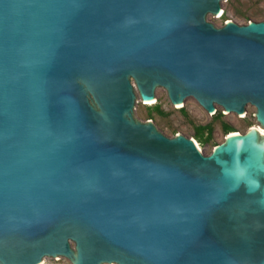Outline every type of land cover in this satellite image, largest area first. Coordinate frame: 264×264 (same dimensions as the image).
I'll return each instance as SVG.
<instances>
[{"label":"water","instance_id":"water-1","mask_svg":"<svg viewBox=\"0 0 264 264\" xmlns=\"http://www.w3.org/2000/svg\"><path fill=\"white\" fill-rule=\"evenodd\" d=\"M221 1L0 0V264H264V21ZM188 105L251 126L148 119Z\"/></svg>","mask_w":264,"mask_h":264},{"label":"rangeland","instance_id":"rangeland-1","mask_svg":"<svg viewBox=\"0 0 264 264\" xmlns=\"http://www.w3.org/2000/svg\"><path fill=\"white\" fill-rule=\"evenodd\" d=\"M222 14L213 15L208 13L206 20L219 27L226 20H232L237 24H245L249 20L264 21V0H222ZM211 114L205 121L190 105L176 111L149 113L156 128L166 136L172 137L176 133H181L187 137H193L199 126L210 125L212 127L210 135L208 130L201 131V142H198L203 154H209L215 144L223 141L229 133L223 128V123H227L234 128L235 132H245L251 126L253 114L246 111L238 122L228 121L215 117ZM147 119V120H148ZM199 130V129H198ZM200 131V130H199ZM42 264H71L68 259H56L45 256ZM114 264V263H110Z\"/></svg>","mask_w":264,"mask_h":264},{"label":"trees","instance_id":"trees-1","mask_svg":"<svg viewBox=\"0 0 264 264\" xmlns=\"http://www.w3.org/2000/svg\"><path fill=\"white\" fill-rule=\"evenodd\" d=\"M216 113V112H215ZM215 117H218L217 116V114L215 115ZM148 118H151V116H148ZM223 128L226 130V133L227 132H235L234 131V128L231 126V125H229V124H227V123H223ZM200 131H199V130ZM198 129H197V131L195 132V134H194V138H197L198 139V141L199 142H201L202 140H201V131H203L204 129H207L208 130V132H207V134H209L210 135V133H211V130H212V127L210 126V125H203V126H199L198 127Z\"/></svg>","mask_w":264,"mask_h":264},{"label":"bare ground","instance_id":"bare-ground-1","mask_svg":"<svg viewBox=\"0 0 264 264\" xmlns=\"http://www.w3.org/2000/svg\"><path fill=\"white\" fill-rule=\"evenodd\" d=\"M222 9L219 11V16L222 14ZM244 116V115H243ZM230 133H237V132H230ZM228 135V134H227ZM195 142H196V144H197V146H198V148H199V150H201V147L199 146V144H198V142L196 141V139H195ZM202 151V150H201ZM38 264H42V262H40V263H38Z\"/></svg>","mask_w":264,"mask_h":264}]
</instances>
